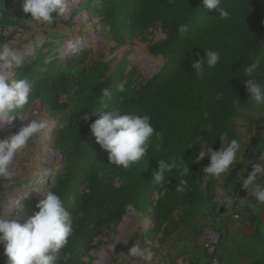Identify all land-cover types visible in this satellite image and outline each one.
I'll return each instance as SVG.
<instances>
[{
  "label": "rangeland",
  "instance_id": "374dc122",
  "mask_svg": "<svg viewBox=\"0 0 264 264\" xmlns=\"http://www.w3.org/2000/svg\"><path fill=\"white\" fill-rule=\"evenodd\" d=\"M70 8L71 16L61 15L58 24L34 31L24 44H31L34 51L21 56L22 67L12 63L13 78H25L32 85L29 101L16 110L13 124L23 125L28 114L38 108L36 119L49 122L48 138L43 140L42 130L30 140L15 159L11 178L1 177L0 189H11L9 197L34 176L36 187L42 186L61 197L73 221V234L63 250L70 256L67 264H102L101 250L111 251L119 238V252L112 255L108 264H126L120 255L127 254L136 243L152 250L151 264H162L164 257H169L168 251L183 258L188 251L199 250L195 247L196 236L214 222L216 191L226 189L230 183L238 184L248 174L243 165L246 155L240 153L239 162L234 163L226 177H206L203 168L209 158L205 156L194 163L200 151H207L201 145L204 148L200 146L195 156L188 149L186 158H182L189 173L181 175L173 169L177 181L166 176L160 184L151 180L157 162L173 157L169 151H162L166 138L163 128L167 129V136L176 137L189 117L199 127L207 117L205 113L198 118L182 109L181 103H189L191 95L206 99L215 93L204 83L211 69L205 65L203 78L198 77L191 70L194 59L186 54L190 37L207 28L215 13L204 9L201 0H81ZM81 14L85 15L84 24L76 22ZM180 25H187V31H178ZM73 33L87 40L88 47L64 50V39ZM42 36L45 41L38 43ZM119 83L124 85L123 92L114 90L110 100L102 97L103 88L114 89ZM103 103L108 105L105 111L119 110L122 114L131 112L151 118L155 132L148 151L127 170L109 162L107 151L96 144L91 133L90 125L99 118L94 111ZM248 108L262 116L251 118ZM85 115L87 118L83 119ZM262 122L264 107L248 102L229 119L228 133L213 142L212 149L218 150L236 139L238 131L246 135L248 128ZM7 123L10 122L1 125ZM46 145L58 153L55 162L48 149L43 150ZM45 159L52 172L39 183L35 176L43 170ZM179 179L187 181L182 193L172 189L179 185ZM169 193L158 205V200ZM43 194L42 191L40 197L23 201L6 216L15 221L21 216L28 219L38 211L36 205ZM6 200L0 198V213ZM132 211L137 214L130 215ZM128 217L133 219L126 220ZM5 260L0 259V264Z\"/></svg>",
  "mask_w": 264,
  "mask_h": 264
},
{
  "label": "clouds",
  "instance_id": "9594fccd",
  "mask_svg": "<svg viewBox=\"0 0 264 264\" xmlns=\"http://www.w3.org/2000/svg\"><path fill=\"white\" fill-rule=\"evenodd\" d=\"M202 7L218 14L221 19L230 18V13L222 6V0H201ZM22 11L30 14L28 20L51 24L54 20L68 11V0H21ZM178 31H187V25H180ZM219 53L209 49L204 57L191 62V70L203 78L205 64L209 69L219 62ZM14 62L15 67L23 66V59L18 50L9 44H0V65L7 66ZM262 58H257L251 66L245 68L248 79L244 86L255 106L264 107V81H257L252 75L261 65ZM32 90L31 83L25 78H10L6 71H0V124L10 122L17 109L26 105ZM116 92L125 90L123 83L114 86V89L103 88L102 97L110 100ZM106 103L94 112L99 115L91 125V133L96 144L108 153L111 164L129 169L131 165L139 162L147 153L150 138L154 135V128L148 115L135 113L122 114L119 110H108ZM87 115L83 117L86 119ZM47 120L32 119L26 126L21 127L17 133L8 139L0 140V177L9 179L12 176L14 161L18 154L28 147L29 140L48 127ZM207 145V144H205ZM204 145V146H205ZM201 146V148H204ZM241 152V144L237 139L227 141L218 150L207 148L200 151L195 162L207 156L209 163L203 168L206 177L219 179L226 177ZM260 162L252 166L251 172L242 179L241 187L259 202L264 203V187L257 183V179L264 178V155L259 157ZM158 168L153 170L151 180L160 184L164 182L165 175L173 169L179 170L181 175L189 173L182 156L160 159ZM187 184L181 179L176 187L177 192H183ZM44 192L36 208L38 211L29 217L25 223L10 219L9 216L0 215V248L7 258V264H67L70 256L63 252L73 234V221L71 214L65 208L61 197L54 191L45 188L37 189ZM227 198V197H226ZM19 202L14 200V209ZM123 261L135 258L141 264H151L153 252L150 248L141 247L139 243L133 244L127 254H121Z\"/></svg>",
  "mask_w": 264,
  "mask_h": 264
},
{
  "label": "trees",
  "instance_id": "16d2710c",
  "mask_svg": "<svg viewBox=\"0 0 264 264\" xmlns=\"http://www.w3.org/2000/svg\"><path fill=\"white\" fill-rule=\"evenodd\" d=\"M222 6L229 11L230 18L221 19L215 14L207 28L188 40L190 44L186 54L194 60L202 59L209 49L217 51L220 59L204 82L209 91L213 89L215 93L206 99L191 95L189 103H181L182 109L190 110L198 118L207 113L201 127L193 125L195 120L189 117L184 128L177 130L176 137L167 136V129L163 128L166 138L163 139L162 151H169L177 159L181 156L185 159L188 149L193 150L195 156L201 145L207 144L206 148H212L213 142L228 133L229 119L251 101L244 86L249 78L245 68L257 58H262V63L252 75L258 82L264 81V0H222ZM184 100L187 102L188 97ZM165 176L172 182L178 180L174 171ZM169 196L170 193L164 199L160 198L158 205Z\"/></svg>",
  "mask_w": 264,
  "mask_h": 264
},
{
  "label": "crops",
  "instance_id": "0c3cea01",
  "mask_svg": "<svg viewBox=\"0 0 264 264\" xmlns=\"http://www.w3.org/2000/svg\"><path fill=\"white\" fill-rule=\"evenodd\" d=\"M20 18L24 19L23 25L26 28H31L34 31L38 27L41 28L38 22L28 20L30 14L22 11L21 0H0V24L13 25L15 20ZM61 21L62 17L58 16L50 25H56ZM247 112H250V117L255 120L262 116L260 112L250 110V108L247 109ZM248 130L249 133L246 135L238 131L236 139L241 144L240 153L246 155L243 158L246 159L243 165L245 164L244 167L250 173L252 166L260 162L259 157L264 155V123L262 122L254 128L250 127ZM238 165L243 168L241 163ZM247 175L243 178H246ZM257 183L264 187V178L258 177ZM241 184L242 181H238V184L230 183L226 189H219L241 193V198L233 209L224 210L214 201L215 218L210 226L215 227L223 234L217 250V258L221 263L227 264H264V203L257 201L254 196L241 187ZM233 215H236L237 218H232ZM168 254L169 257H164L162 264H208L201 249H192L183 258H178L175 251H168Z\"/></svg>",
  "mask_w": 264,
  "mask_h": 264
},
{
  "label": "bare ground",
  "instance_id": "6f19581e",
  "mask_svg": "<svg viewBox=\"0 0 264 264\" xmlns=\"http://www.w3.org/2000/svg\"><path fill=\"white\" fill-rule=\"evenodd\" d=\"M78 1L81 0H68V11L66 14H62L64 17H69L71 16L70 10H71V5L75 6V3H77ZM82 21V22H81ZM86 19H85V15L81 14L78 17H76V22L77 23H85ZM81 25V24H80ZM45 41L44 37L42 36L41 38H38V43H43ZM48 41V40H47ZM87 40L82 39L81 36L77 33H73L70 34V36L67 39H64V50H66L67 52L72 50V51H77L81 48H86L88 47V43L86 42ZM18 50V54L21 56L24 55H29L32 54L34 49L33 46L31 44L22 46V47H18L16 48ZM71 52V51H70ZM11 65V63H9L7 66ZM0 71H6L9 74L8 70L6 68H4L2 65H0ZM40 113V111L38 110V108H36L35 110L31 111L28 114L27 117V122H25L23 125L19 126L17 124H13V121H16V118L13 117L12 120L10 121V123H7L6 125H2V133H1V140L4 139H8L9 137H11L13 134L17 133L18 130L23 127L26 126L32 119H36V116ZM46 128L44 129L43 132V140H45L46 138H48V133H46ZM41 139V138H40ZM30 142V140H29ZM28 142V144H29ZM45 149H48V152L50 153L49 155L52 156V160H54V162L58 159V153L56 152H52L50 150V148H48V146L46 145L45 147H43ZM55 155V156H54ZM48 159L44 160V168L43 170H41V172L37 173V175L35 177H39L38 181L39 183H43L47 177L49 176V174L52 172V167H50L48 164ZM50 168H49V167ZM14 171V170H13ZM39 171V170H38ZM54 174V173H53ZM33 175V174H32ZM51 176V175H50ZM32 177L28 179L27 182H25L21 189H17L16 191H14L8 198L6 201H4L5 203L3 204L4 207V211H3V215L6 216V214L11 213L14 209L11 210V208L13 207V203L14 200H17L19 202V204L23 203V201H28L30 198H38L40 197L42 190H37L42 188V186H35V181L34 179L32 180ZM18 204V205H19ZM137 213L135 211H132L130 213V215H136ZM133 219L132 217H128L126 220L128 219ZM17 222H19L20 224H23L24 221V217H19L16 219ZM127 231V229H126ZM125 231V232H126ZM123 234V233H122ZM119 236V235H118ZM120 244H121V239L119 238L118 241H115L112 244V249L111 251L108 250L107 248H103V250H101V254L103 255V257H100L101 259V263L102 264H108L109 260L112 258V255L116 254V252H119L120 249ZM107 262V263H106Z\"/></svg>",
  "mask_w": 264,
  "mask_h": 264
},
{
  "label": "built area",
  "instance_id": "2783aa9c",
  "mask_svg": "<svg viewBox=\"0 0 264 264\" xmlns=\"http://www.w3.org/2000/svg\"><path fill=\"white\" fill-rule=\"evenodd\" d=\"M23 20H24L23 18L17 19L15 20V24L13 25L0 24V44L6 43L14 48H18L24 46V44L31 39V37L34 34V30H32L31 28H26L23 25L24 22ZM38 24L41 27L46 26L44 25L45 23L38 22ZM12 63L13 62H11V65L9 66H3L10 73L9 75L10 78L14 77V74L11 72ZM1 133H2V125L0 124V135ZM0 187H1V177H0ZM9 191H11V189L10 190L0 189V198L2 196L8 198L7 195ZM240 198H241V193L239 191H233V190L221 191L218 189L215 195V202L219 204L224 210H231L234 208V205L236 204L237 201H239ZM42 199H44V194L43 197L40 198V201ZM4 203L5 202L2 203V208H1L2 212L0 213V215L3 214ZM17 207L11 213H14L15 210L18 209ZM24 218L26 222L27 219L26 217ZM232 218H237V216L233 215ZM222 236H223L222 232H220L215 227H212L210 225L205 226L196 236L195 247L201 249L208 264H227V263H221L217 258V250L222 241ZM3 257H5L3 255V249L0 248V259L2 260ZM5 259L6 260L3 261V264H7V258L5 257ZM127 264H141V261L133 258L130 261H128Z\"/></svg>",
  "mask_w": 264,
  "mask_h": 264
},
{
  "label": "water",
  "instance_id": "95a60500",
  "mask_svg": "<svg viewBox=\"0 0 264 264\" xmlns=\"http://www.w3.org/2000/svg\"><path fill=\"white\" fill-rule=\"evenodd\" d=\"M21 206V204L20 205H18V208Z\"/></svg>",
  "mask_w": 264,
  "mask_h": 264
}]
</instances>
